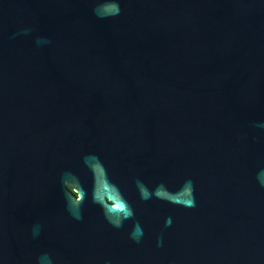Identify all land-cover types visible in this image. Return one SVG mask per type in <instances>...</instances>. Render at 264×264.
Wrapping results in <instances>:
<instances>
[{"label": "water", "instance_id": "1", "mask_svg": "<svg viewBox=\"0 0 264 264\" xmlns=\"http://www.w3.org/2000/svg\"><path fill=\"white\" fill-rule=\"evenodd\" d=\"M65 182L110 216L145 183L182 264H264V0H0V264H99Z\"/></svg>", "mask_w": 264, "mask_h": 264}, {"label": "flooded vegetation", "instance_id": "2", "mask_svg": "<svg viewBox=\"0 0 264 264\" xmlns=\"http://www.w3.org/2000/svg\"><path fill=\"white\" fill-rule=\"evenodd\" d=\"M101 182L83 184L65 182L63 200V230L72 235L94 236L101 245L89 255L94 256L99 264H182L186 254V236L184 222H175L173 215H168V243L165 245L164 219L145 212L148 204L139 193L148 192L145 183L140 190L134 184L107 182L114 189L115 199L122 203L126 214L110 216L101 208L100 198L92 197L88 188L100 187ZM78 187L81 188L78 189ZM96 192V191H95ZM100 193V191H98ZM102 201L108 205L113 202L106 196ZM72 206L69 207V203ZM76 202V203H74ZM175 209L174 205H169ZM69 209H75L71 216ZM189 258L191 263V224L189 227Z\"/></svg>", "mask_w": 264, "mask_h": 264}, {"label": "snow or ice", "instance_id": "3", "mask_svg": "<svg viewBox=\"0 0 264 264\" xmlns=\"http://www.w3.org/2000/svg\"><path fill=\"white\" fill-rule=\"evenodd\" d=\"M114 207H118V208H120L121 210H123L124 209V205L121 203V204H118V205H114Z\"/></svg>", "mask_w": 264, "mask_h": 264}]
</instances>
